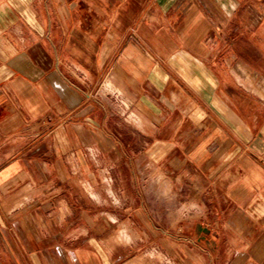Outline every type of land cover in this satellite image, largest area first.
I'll return each mask as SVG.
<instances>
[{"label": "crops", "instance_id": "crops-1", "mask_svg": "<svg viewBox=\"0 0 264 264\" xmlns=\"http://www.w3.org/2000/svg\"><path fill=\"white\" fill-rule=\"evenodd\" d=\"M164 260L264 264V0H0V264Z\"/></svg>", "mask_w": 264, "mask_h": 264}, {"label": "rangeland", "instance_id": "rangeland-1", "mask_svg": "<svg viewBox=\"0 0 264 264\" xmlns=\"http://www.w3.org/2000/svg\"><path fill=\"white\" fill-rule=\"evenodd\" d=\"M150 181L151 179H146ZM176 185L178 186V191L175 199H172V203H176L177 209L179 210V214L182 215V217L186 215H194L198 218H202L206 215V212L202 208L200 202V196H201V187L199 184H196V182L190 178H178L176 179ZM161 186V193L160 198L161 201H165V196H167L169 184L166 179L161 178L160 181ZM196 187V188H195ZM150 196V199H148V202L151 206V203L153 202L152 196ZM167 201V200H166ZM163 212V211H162ZM163 264H169L167 260L163 261Z\"/></svg>", "mask_w": 264, "mask_h": 264}]
</instances>
